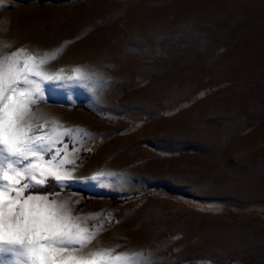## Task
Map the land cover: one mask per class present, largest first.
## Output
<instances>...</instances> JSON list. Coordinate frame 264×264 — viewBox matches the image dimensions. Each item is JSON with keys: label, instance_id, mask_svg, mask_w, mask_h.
Listing matches in <instances>:
<instances>
[{"label": "rangeland", "instance_id": "rangeland-1", "mask_svg": "<svg viewBox=\"0 0 264 264\" xmlns=\"http://www.w3.org/2000/svg\"><path fill=\"white\" fill-rule=\"evenodd\" d=\"M0 4L7 51L56 52L48 71L88 76L46 86L33 110L73 129L75 176L106 173L50 193L100 214L97 247L137 264H264V0Z\"/></svg>", "mask_w": 264, "mask_h": 264}, {"label": "snow or ice", "instance_id": "snow-or-ice-1", "mask_svg": "<svg viewBox=\"0 0 264 264\" xmlns=\"http://www.w3.org/2000/svg\"><path fill=\"white\" fill-rule=\"evenodd\" d=\"M11 47L0 41V256L10 257L7 264H137L143 253H116L94 243L102 225L88 221L99 213L74 214L68 200L50 195L73 184L105 186L106 173L77 177L75 168L67 167L77 165L68 155L73 129L33 110L45 102L46 86H67L88 76L80 67L67 77L63 69L48 71L56 52L7 51Z\"/></svg>", "mask_w": 264, "mask_h": 264}]
</instances>
